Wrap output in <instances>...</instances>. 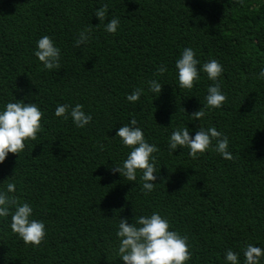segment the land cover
Instances as JSON below:
<instances>
[{
    "label": "trees",
    "instance_id": "1",
    "mask_svg": "<svg viewBox=\"0 0 264 264\" xmlns=\"http://www.w3.org/2000/svg\"><path fill=\"white\" fill-rule=\"evenodd\" d=\"M101 5L104 23L119 19L113 34L96 25ZM86 26L91 37L76 47ZM43 35L61 49L59 69H43L33 55ZM186 46L201 62L223 66L221 108H204L212 83L205 73L191 90L179 87L174 61ZM161 64L167 71L158 74ZM261 68L264 0H0V103L23 99L43 111L36 139L0 163V187L15 183L46 228L34 247L0 219V264H123L115 253L119 218L134 222L153 211L188 237L186 264H225L229 248L242 261L246 244L264 248ZM151 79L162 84L159 94L147 90ZM137 87L139 101L128 102ZM76 103L93 117L84 128L53 115L57 104ZM199 108L206 115L194 120ZM131 116L158 147V184L147 195L139 173L127 181L112 171L129 151L113 136ZM183 125L190 135L216 127L229 138L232 159L211 148L196 158L186 147L171 152L168 137Z\"/></svg>",
    "mask_w": 264,
    "mask_h": 264
},
{
    "label": "clouds",
    "instance_id": "2",
    "mask_svg": "<svg viewBox=\"0 0 264 264\" xmlns=\"http://www.w3.org/2000/svg\"><path fill=\"white\" fill-rule=\"evenodd\" d=\"M98 18L97 26L103 27L107 33L113 34L119 27V19L112 16L104 23L108 15L107 5H101L94 11ZM92 33V28L86 26L79 31L75 46L86 44ZM33 55L45 70L59 69L61 49L49 35L40 36L35 42ZM199 65V67H197ZM174 69L178 85L182 89L191 90L194 83L200 80V73L206 74L212 81L206 89L204 108L209 111L221 108L227 97L221 90L219 78L224 69L216 59L201 62L192 47H184L179 57L174 61ZM167 68L161 64L157 73L162 74ZM258 79H264V68L260 69ZM147 90L159 94L162 84L157 79L147 82ZM143 88H135L125 99L130 103L138 102ZM53 115L63 120H71L76 128H84L93 117L90 112L83 109V105L57 104ZM206 115L201 108L189 116L199 120ZM43 111L35 102L25 103L23 99H10L0 103V163H3L9 153L18 155L25 147V142L35 140L42 129L41 118ZM186 125L176 127L168 137L167 147L173 152L179 146L186 147L188 155L196 158L207 150L214 149L222 158L232 159L229 149V138L214 126L200 127L190 135ZM113 137H118L120 143L129 151L119 165L112 171L123 175L127 181H136L140 175L141 190L147 195L154 190L159 179L156 167L158 147L148 142L143 129L138 125L137 119L131 116L126 124L119 126ZM215 141V144L212 142ZM16 184L9 181L0 187V219H8L11 231L26 245L39 246L46 234L45 223L33 218V205L21 200L15 193ZM117 243L115 246L116 259L123 264H186L191 258L188 237L181 235L170 227V221L158 211L144 214L128 222L127 218H119L115 232ZM243 260L240 253L227 249L223 255L225 264H260L264 258V248L252 243L246 244L242 249Z\"/></svg>",
    "mask_w": 264,
    "mask_h": 264
}]
</instances>
